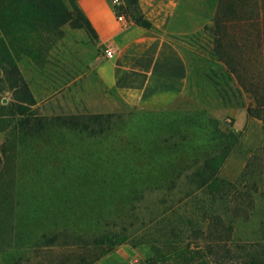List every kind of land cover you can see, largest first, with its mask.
Segmentation results:
<instances>
[{"label": "rangeland", "instance_id": "obj_1", "mask_svg": "<svg viewBox=\"0 0 264 264\" xmlns=\"http://www.w3.org/2000/svg\"><path fill=\"white\" fill-rule=\"evenodd\" d=\"M108 1L121 14L122 0ZM207 36L186 40L192 49L181 92L141 99L102 85L88 63L92 50L79 42L57 40L42 66L22 59L39 131L19 127L12 92L0 80V264H180L156 262L154 251L184 245L211 214L232 225V243L264 241V176L245 167L253 157L264 166V121L247 115L249 96L209 54ZM70 116L89 129L64 123ZM222 152L219 199L194 174ZM253 182V208L234 217L232 192ZM53 234L56 245L41 247L42 236ZM105 234L125 241H93Z\"/></svg>", "mask_w": 264, "mask_h": 264}, {"label": "trees", "instance_id": "obj_2", "mask_svg": "<svg viewBox=\"0 0 264 264\" xmlns=\"http://www.w3.org/2000/svg\"><path fill=\"white\" fill-rule=\"evenodd\" d=\"M77 1L0 0V80L12 92L13 107L20 116L18 125L23 130L39 131L42 122L31 110L36 102L18 63L28 59L37 66L45 64L53 44L63 38L62 27L66 24L73 29H83L92 39L96 37ZM122 3L121 14L118 15L156 32L144 17L138 0H122ZM202 32H208L209 54L224 65L227 73L235 78L237 85L249 96L247 115L264 121V0H218L212 25L205 26ZM62 119L64 123L67 121L76 128L89 129L88 124H80V116ZM229 136L233 143L237 141L236 134L231 132ZM225 157L226 152H222L206 158L194 174L200 178L198 187L208 185L211 191L218 194L219 199L224 195L221 192L224 181L217 176V172ZM253 160L254 157L248 159L246 173H252L255 166L260 168L256 172L257 177L264 176L263 164ZM2 162L0 155V168ZM256 190L257 184L253 182L245 192H232L231 210L234 217H246L249 214L254 204L253 192ZM232 235V225L225 222L220 214H211L206 227L192 229L184 245L169 244L166 252L156 249L154 254L158 258L155 261L180 264H264V241L234 244ZM57 238L55 234L42 236L40 246H54ZM66 239L72 243L84 242V247L88 245L87 240L77 236H72L73 240L69 236ZM93 241L112 247L123 243L125 238L105 234ZM194 251L197 256L192 255ZM196 257L198 261H195ZM81 261L87 264L86 259L82 258Z\"/></svg>", "mask_w": 264, "mask_h": 264}, {"label": "crops", "instance_id": "obj_3", "mask_svg": "<svg viewBox=\"0 0 264 264\" xmlns=\"http://www.w3.org/2000/svg\"><path fill=\"white\" fill-rule=\"evenodd\" d=\"M77 4L96 37L66 24L63 38L92 50L88 63L102 85L141 99L184 89L190 68L186 50L192 49L186 40L212 23L218 0H138L156 32L129 18L119 22L107 0H78ZM108 49L111 57L105 56Z\"/></svg>", "mask_w": 264, "mask_h": 264}, {"label": "built area", "instance_id": "obj_4", "mask_svg": "<svg viewBox=\"0 0 264 264\" xmlns=\"http://www.w3.org/2000/svg\"><path fill=\"white\" fill-rule=\"evenodd\" d=\"M116 19L119 21V22H125V17L123 15H116ZM105 56L106 57H111L112 56V52L110 49L106 50L105 52Z\"/></svg>", "mask_w": 264, "mask_h": 264}]
</instances>
